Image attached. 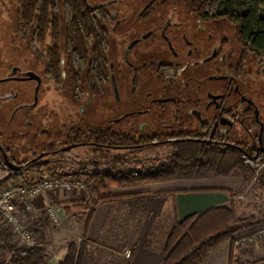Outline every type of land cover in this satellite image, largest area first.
<instances>
[{
	"label": "flooded vegetation",
	"instance_id": "obj_1",
	"mask_svg": "<svg viewBox=\"0 0 264 264\" xmlns=\"http://www.w3.org/2000/svg\"><path fill=\"white\" fill-rule=\"evenodd\" d=\"M85 2L101 18L85 54L69 48L66 21L58 41L38 37L17 6L18 23L41 58L36 69L9 64L0 71L1 169L13 173L7 160L17 173L64 170V155L84 149L92 150V162L84 154L79 163L97 168L106 160L102 150L170 145L179 152L178 144L239 152L249 166H264V56L237 37L219 40L218 21L197 6L148 0L136 9L126 4L135 14L120 19L107 11L119 0Z\"/></svg>",
	"mask_w": 264,
	"mask_h": 264
},
{
	"label": "trees",
	"instance_id": "obj_2",
	"mask_svg": "<svg viewBox=\"0 0 264 264\" xmlns=\"http://www.w3.org/2000/svg\"><path fill=\"white\" fill-rule=\"evenodd\" d=\"M19 6L22 21L35 22L38 37H50L57 41L61 37L63 7L67 24V41L71 49L78 47L85 54L84 45L96 37L100 17H94L86 10L85 0H15ZM193 6L205 12V18L225 21L236 27L238 41L249 52L264 56V0H188ZM55 40V41H56ZM57 43V42H56ZM57 54L50 61L54 69ZM109 144L111 141H108ZM179 161L173 167L158 172L142 174L136 172L127 176H91L94 185L92 195L98 201H107L113 188H135L145 184L177 180H205L211 177H232L240 173L245 178L259 174L262 164L249 166L239 152L221 155L215 149L194 145L178 144ZM69 176V175H68ZM71 176V175H70ZM74 177V176H72ZM87 219V224L89 222ZM264 218L239 220L234 202L227 207H218L206 213L175 224L169 235L162 264H204L209 255L226 243L232 236L246 228L261 223ZM2 249L10 255L5 264H47V253L43 248H19L8 230L0 226ZM232 245V244H231ZM231 260L233 258V246ZM83 248H69L62 264H80Z\"/></svg>",
	"mask_w": 264,
	"mask_h": 264
},
{
	"label": "crops",
	"instance_id": "obj_3",
	"mask_svg": "<svg viewBox=\"0 0 264 264\" xmlns=\"http://www.w3.org/2000/svg\"><path fill=\"white\" fill-rule=\"evenodd\" d=\"M243 182L240 177H211L135 189L113 188L109 192L112 198L107 201L81 192L46 194L28 221L40 240V248L51 250L46 251L47 264H62L73 246L83 248L80 264H162L175 224L236 204ZM44 205L58 208L62 218L59 227L47 224L40 211ZM13 241L23 248L22 243ZM127 250L132 251L130 259L125 256ZM254 251L264 252V248L256 246ZM0 253V264L7 263L10 255L1 249ZM231 253V244L226 243L204 264H231Z\"/></svg>",
	"mask_w": 264,
	"mask_h": 264
},
{
	"label": "rangeland",
	"instance_id": "obj_4",
	"mask_svg": "<svg viewBox=\"0 0 264 264\" xmlns=\"http://www.w3.org/2000/svg\"><path fill=\"white\" fill-rule=\"evenodd\" d=\"M107 1L111 0H88V2L92 5L101 4ZM119 1L120 3H118L114 7H110L107 11L110 15L114 12H120V19L124 18L127 15L135 14V12H128L125 9L126 4H130L131 8L136 9L148 2V0ZM166 2L167 4L173 7H177L178 9L185 5H191L188 0H166ZM17 6L18 4L15 0H0V71L1 69L8 67L9 64H20L27 68L33 69L39 67L38 58H41V49L32 43L30 36H25L23 26L18 23L19 20L16 14ZM62 18L64 23L63 25L65 26L64 14L62 15ZM131 18L133 19V17ZM208 19L212 20L211 16ZM216 21L218 22L213 25V28H215L214 30L218 34L219 40H221L222 38H227L229 41H234V39H236L237 37L236 27L225 21ZM235 43V54H238L240 52V48L238 49L236 40ZM250 61L252 63L251 68L253 71H255L256 60L251 57ZM262 61L264 62V57ZM43 62L46 63L44 56ZM252 83L254 85V88H258L257 86H259L260 83L259 78H257L256 80V77L254 76ZM254 88H252V90H254ZM64 106L65 104H63L62 110H66L67 107ZM90 151L92 150L84 149L64 155L65 161L67 162V164H70L69 167L65 168L64 170H39L38 172L37 170H25L19 173H11L0 168V191L8 188L10 184L30 183L31 181H34L44 174H59L61 176L71 175L81 179L87 185L86 191L81 192V195L93 197V189L91 187L94 185L91 177L93 175L101 174L103 176L123 177L136 172H141L142 174L154 173L160 171L165 167H173V165L179 161L177 148H174L170 145H157L135 151H119L114 149L102 150L101 152L106 157L103 166L94 168L90 165V167L88 166V168H83L84 164H80L78 159L79 157H84L85 154L87 156L86 158L89 160L88 164H91L92 160L90 158ZM45 163L47 162H44L43 164ZM232 177H240L244 181L243 188L236 194L235 208L237 218L239 220L264 218V166L261 167L259 174L255 177L245 178L240 173L235 174ZM178 181L196 180L165 181L162 183L160 182L155 184H145L135 188H141L149 185L151 186L157 184L175 183ZM43 218L48 224L49 221L46 219V217L44 216ZM0 226L4 228L1 220ZM262 228H264V221L249 228L243 229L232 236L230 244H232L231 246H233L234 251L231 264H264V252L254 251V247L256 246L262 245V247L264 248V241L241 248H236L234 245L235 238L244 235H251L256 231L261 230ZM0 249L3 250L2 248ZM46 251H48V253L51 252L50 249H46ZM2 257L3 255L2 253H0V261Z\"/></svg>",
	"mask_w": 264,
	"mask_h": 264
},
{
	"label": "built area",
	"instance_id": "obj_5",
	"mask_svg": "<svg viewBox=\"0 0 264 264\" xmlns=\"http://www.w3.org/2000/svg\"><path fill=\"white\" fill-rule=\"evenodd\" d=\"M86 189L87 185L81 179L59 174H44L33 183L10 184L8 188L0 191L1 223L13 240L22 243L23 248H39L40 240L28 221V216L37 211V202L46 194H70L85 192ZM40 211L54 227L62 224V218L56 206L44 205ZM263 241L264 228L251 235L235 238L234 245L236 248H241ZM125 256L130 259L132 251L127 250Z\"/></svg>",
	"mask_w": 264,
	"mask_h": 264
},
{
	"label": "water",
	"instance_id": "obj_6",
	"mask_svg": "<svg viewBox=\"0 0 264 264\" xmlns=\"http://www.w3.org/2000/svg\"><path fill=\"white\" fill-rule=\"evenodd\" d=\"M108 4H104V6H107ZM6 165L7 168L12 171L13 173H17L19 171L20 168H16L14 167L12 164H10L7 160H6Z\"/></svg>",
	"mask_w": 264,
	"mask_h": 264
}]
</instances>
